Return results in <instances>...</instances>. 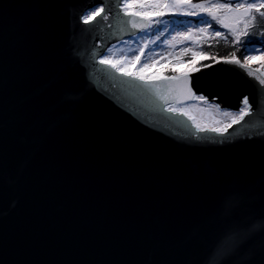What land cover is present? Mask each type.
<instances>
[{
	"label": "water",
	"instance_id": "1",
	"mask_svg": "<svg viewBox=\"0 0 264 264\" xmlns=\"http://www.w3.org/2000/svg\"><path fill=\"white\" fill-rule=\"evenodd\" d=\"M111 2L0 0V264H264L259 119L200 132L99 64L150 27L132 28L119 0L107 20L80 19ZM207 65L185 72L196 96L264 111L259 79ZM181 83L167 82L172 106L195 101Z\"/></svg>",
	"mask_w": 264,
	"mask_h": 264
},
{
	"label": "snow or ice",
	"instance_id": "2",
	"mask_svg": "<svg viewBox=\"0 0 264 264\" xmlns=\"http://www.w3.org/2000/svg\"><path fill=\"white\" fill-rule=\"evenodd\" d=\"M103 2L104 0H101V3ZM119 5L125 16L130 18L128 20V23H130L131 27L135 29L144 30L152 23H159L160 21H154L152 19V15L150 14L152 12H155V15L160 17H163L164 15L169 13L173 15L198 16L200 17V19L195 23H204L208 25V27L197 28L195 29V32L200 34L207 33L211 28L212 21H216L220 27L228 29L233 36H237V41L239 25H244L245 31L242 34L248 35V29L250 26H254V21L257 18V14L260 17H264V11H261V9H264V0H259V2H257V0H249V2L247 3L235 2L234 5L231 0H224V2L217 3H193V0H138V6L141 9V11L138 12L129 11V9L134 6V3L130 2V0H119ZM114 7L115 0H112V2L109 3L106 8L102 7L101 4H93L90 6V10L85 11L84 14L80 16V19L85 24H89L95 21L97 17H101L102 20H107V13L113 12ZM137 17H140L141 19L138 21ZM97 23H99V21H97ZM188 23L191 24L193 22L189 21ZM193 34V31L189 29L185 32L178 33V36L183 37L184 39H191ZM213 35L216 37H221L222 33L220 31L213 30ZM249 43H253V41H249ZM144 47H147V45H144ZM144 47L139 49V54L133 55L131 58L123 57L121 60H115L109 58V56H104L99 60V64L111 65V67L114 68L117 72H121L125 76L132 77L141 82H144L146 87L155 89L160 98L164 100L166 104H169V107L167 109L169 112L188 117V119L193 122L194 126L200 132L210 131L218 135H227L229 128H232L235 124H240L242 121H244L245 116H249L252 119H259L261 123L259 133L260 135L264 136V111H262V106L259 103H257L255 106L250 104L248 96H244L242 98L243 106L238 109V116H234L231 123H228L223 127H202L200 123L197 122L196 117L192 115L190 111L191 106H189L188 108L183 105L179 107L172 106L169 101V97L173 96L174 90L171 87L167 86V82L170 80H182V83L177 87V89H175L177 97L183 94L184 90H186L187 95L185 96V99L200 101L204 103H207V101L204 95L196 96L195 93L192 92V89L189 86L190 79L188 73H184L182 78L176 76L163 78L166 86L160 88L157 87L155 83L150 82L151 80H154L156 78H146L145 76L141 75L140 72L133 74L131 71H128L126 68V64H131L133 62L140 63L141 57L144 55ZM253 51H256V49L253 48ZM108 52L110 53L111 49H108ZM192 55L196 56L197 53L192 52ZM151 59H153L152 56H150L149 59L143 63L141 71L143 70V68H147L149 66ZM252 59H254L252 56H246L245 61L242 63L240 60L235 59V55L233 54L231 58H225V62H233L240 65V67H243L247 70L249 75L259 79L260 84H264V72L253 71L251 66L247 63ZM207 67H211V65H207ZM261 69L264 70V65H261ZM196 71H199V69H196ZM260 84H255L258 92L264 91V89L260 88ZM225 115L230 114L225 113ZM250 122L251 120L249 121V123Z\"/></svg>",
	"mask_w": 264,
	"mask_h": 264
},
{
	"label": "rangeland",
	"instance_id": "3",
	"mask_svg": "<svg viewBox=\"0 0 264 264\" xmlns=\"http://www.w3.org/2000/svg\"><path fill=\"white\" fill-rule=\"evenodd\" d=\"M130 2L134 3V6L129 9L130 12L141 11L138 6V0H130ZM201 2L217 3L224 1L193 0V3ZM239 2L247 3L249 1L241 0ZM257 2H259V0H257ZM150 14L152 15L153 13ZM152 19H154L153 15ZM176 20L177 21L175 23L168 20H164L163 32L165 33V36L162 39H159L156 34L150 35L147 29L139 34H136L130 38L124 39L123 41L112 45L109 48L111 49V52L109 53L107 50L103 57L109 56V58L115 60H121L123 57L131 58L133 55L139 54L140 48L144 47V45H147V47H144V55L141 57L140 63L133 62L131 64H126L127 70L131 71L133 74L140 72V74L145 76L146 78H157L166 76L165 73H163V68L165 67V65H167L170 61L181 62L182 60H178V58H180L187 51H191V53L196 52L198 50V41L201 38L207 37L213 33L211 29H209V31L204 34L195 32V29L205 28L208 27V25L204 23L196 24L195 22L197 20L193 18L183 21V24H180V21H178V19ZM189 21L193 23L189 24ZM189 29H191L194 33L191 39H184L183 37L178 36V33L185 32ZM258 54V52L253 51L249 56H252L254 59L248 61L247 63L249 65L254 66V62L258 59ZM150 56H152L153 59H151L149 66L147 68H143V70L141 71L143 63L147 61ZM189 71L194 70L189 69L185 71H179L178 75ZM206 101L207 103L200 101H191L175 106L179 107L183 105L186 108L191 106L190 111L192 115L196 117L197 122L200 123L202 127H223L226 124L231 123L232 118L234 116H238V110L223 108L219 106V104H217L216 102L209 101L207 98ZM225 113H229L230 115H225Z\"/></svg>",
	"mask_w": 264,
	"mask_h": 264
},
{
	"label": "trees",
	"instance_id": "4",
	"mask_svg": "<svg viewBox=\"0 0 264 264\" xmlns=\"http://www.w3.org/2000/svg\"><path fill=\"white\" fill-rule=\"evenodd\" d=\"M261 11H264V9H261ZM152 13L154 18L153 20L160 22L152 23L148 29V33L150 35L156 34L159 39H162L165 36V33L163 32L164 20L175 23L177 21L176 19H178L180 24H183V21L187 19H200L198 16L190 17L185 15H173L171 13L160 17L155 15V12ZM210 29L212 31H220L222 36L216 37L212 33L207 37L201 38L198 41L196 56H193L191 51H187L180 58H178V60H182L181 62L170 61L167 65H165L163 73H165L166 76L178 75L179 71L189 69L195 70L219 59L231 58L233 54L235 55V59H239L244 62L245 57L249 56L253 52V48H255L256 52L259 53L258 59L254 62V66L261 69V65H264V44H261L264 43V34H262L264 33V17H260L257 14L254 26H250L248 29V35L242 34L245 31L244 25H239L237 33L238 41L237 36H233L228 29L220 27L216 21H212ZM249 41H253V43H249Z\"/></svg>",
	"mask_w": 264,
	"mask_h": 264
}]
</instances>
